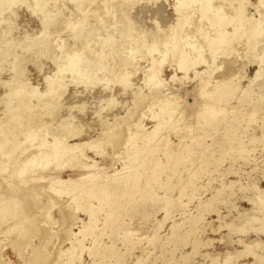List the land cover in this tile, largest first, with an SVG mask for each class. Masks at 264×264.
<instances>
[{"label":"rangeland","instance_id":"rangeland-1","mask_svg":"<svg viewBox=\"0 0 264 264\" xmlns=\"http://www.w3.org/2000/svg\"><path fill=\"white\" fill-rule=\"evenodd\" d=\"M10 1L8 2L7 0H4V2H0L2 5H4L2 7V5L0 4L3 9H0V122L4 120L2 123H0V145L1 142L3 143L4 138H8L11 133V138L13 137V134L15 135L14 130L15 132L22 133V136H19L20 134H17L14 138V140H16L15 142L19 143L17 150V145H14V148H8L7 155H3V152L1 151L2 149H0V166H2L0 167V192L2 193L0 194V221H3V223L6 222L5 224L0 222V224H2L0 225V264L1 262L2 264H264V65H262L264 64V29H262L264 28V0H246L247 2L245 3L242 2V0H206L209 3L208 6L206 5L207 2L205 0H198L199 2L195 0L196 3L190 0L191 3H186V6L184 0H177V2L176 0H120L122 3L119 0H110V3L109 0H90V2L89 0H49V2L48 0H44V2L47 1L45 3L40 0L42 1L41 3L38 1V3L40 4H37V0H28L29 2H27V0H23V3H21L22 0H14L11 2V5ZM15 1L16 3L14 4L13 2ZM32 1H34V4H32ZM118 1L121 6L117 4ZM186 1L189 2L188 0H185V2ZM7 2L9 4H6ZM24 2H26V4ZM112 2H115L117 8L114 7V3ZM202 2L206 3L205 7L207 11L204 8L206 12L204 11V9H202L204 5H201L203 7L199 5V3L201 4ZM42 3H44L45 6ZM88 3H91L92 5ZM246 3L248 5H246ZM31 4L33 6L36 4L35 7L38 6V11L37 8L35 9V7V11H33L34 9ZM177 4L179 8L177 7ZM241 4L244 5V7H242L244 8V11H246H243L244 13L241 14V16H243V19H241L243 23H238V20L236 19L235 23L237 25L235 23L231 24L230 21L234 20L236 11L238 7L241 6ZM7 5L10 6L8 7ZM41 5L44 6L43 9ZM183 6L186 7V9ZM213 6H216L215 11L224 9L221 10L224 14L217 13L220 11L215 12ZM219 7H221V9ZM40 9L46 11L40 12ZM109 9L111 10V12ZM201 9L203 10L201 16H203H200L199 18L201 12L199 10ZM213 11L215 12V16L216 14H218L217 18L213 16ZM36 12H38V14ZM81 12H83V14ZM99 12L103 14H100ZM203 12L206 14L209 13L210 15H206ZM210 12H212L213 14ZM95 13L99 14L97 15ZM194 13L196 18L198 19L192 17ZM90 14L92 16L94 14L95 16L92 17L90 16ZM104 14L106 17H102ZM180 14L182 15V17ZM188 15H190V19H187L189 18ZM220 15H223L225 17H220ZM229 15L233 16V18ZM208 16L209 18L206 19L205 17ZM212 16L214 20H218L220 18L224 22L222 23V21L220 20H218L219 22H216L215 20V22L217 23L216 24L214 20L210 18ZM183 17L187 19L189 25ZM202 18H204V20H201ZM121 19L123 21H121ZM191 19L193 20V22ZM205 19L207 21H205ZM177 20L181 22H178ZM195 20L198 21L196 22ZM244 20H247L249 23L247 22V24ZM121 22L122 24H120ZM175 22L180 25H177L176 27ZM183 22H185L187 26L183 24ZM204 23H206V25H204ZM208 23L210 24V26L212 24V26L210 27L209 25H207ZM229 23L232 26H229ZM125 24H127L128 26ZM213 24H215V26H213ZM244 24L245 26H243ZM82 26L84 28H80ZM117 26H119V28H117ZM189 26H191V28ZM233 26H235L236 29L232 28ZM239 26L244 27V29L243 27H241L243 31L240 30L241 28H238ZM123 27L128 28L125 29ZM180 27H182V29ZM201 27L205 31L210 32L206 33L201 29L200 33H193L194 30L197 31V28H199L200 30ZM75 28L76 30L74 31H78L77 33L73 32V29ZM185 28L186 30H184ZM256 28L258 30H255ZM5 29L7 30V32H5ZM77 29H80L81 31ZM82 29H84L83 32ZM170 29H173V36H170ZM233 29H238L237 31L240 33V35ZM246 29L247 33L245 31ZM98 30H100L101 32ZM130 30L132 32L131 35L133 36L127 34L128 31L130 32ZM167 30L170 32L168 33ZM180 30L183 31L180 33ZM91 31L93 33L95 31L96 32L95 34H93L91 33ZM106 31L107 34L108 32L110 33L108 34L109 37L107 34L102 35L103 33H106ZM175 31L179 32L182 36H179V33L176 34ZM187 31H189V33H187ZM225 31H227V33ZM241 31L243 32V34ZM256 31H262L263 33L257 32V34ZM135 32H137L136 34L138 35H136ZM142 32L144 34H142ZM224 32L225 34H223ZM229 33L232 38L230 35H226ZM250 33L252 34L250 35ZM261 33L262 36H260ZM78 34L80 35L84 46L87 45L85 47L89 52L85 49V47L81 43V40L78 39ZM164 34L167 36V38ZM188 34L191 36H189ZM199 34L202 35L200 36ZM220 34L221 36H219ZM71 35L74 36V40ZM84 35L89 36L85 39ZM134 35H136L137 37L135 38ZM157 35L160 36L157 37ZM213 35L214 39L212 42ZM222 35L229 37L228 40L226 37L225 39ZM90 36L92 37V39ZM103 36L104 38H101ZM128 36L134 38H127V40L126 37ZM155 36L158 38V40H160V42ZM168 36L172 37L173 41L171 38H168ZM208 36H211L209 37L210 40L208 39ZM185 37L187 38L185 39ZM188 37H190L191 39L189 43L190 45L186 43L189 42L187 41L189 40ZM218 37L220 40L216 39ZM153 38L156 39L154 40L156 42L153 41ZM162 38H166L164 39L165 41H162ZM196 38L197 40H195ZM256 38L257 40H255ZM84 39L87 41H85ZM133 39H136L138 42L140 41L139 44H142V48L139 44H137L138 42ZM176 39L181 43L178 44V42L175 41ZM183 39L186 41L185 43L182 42L184 41ZM192 39L195 40V45L193 44ZM207 39L209 41H207ZM83 40L85 41V43ZM97 40L98 42L101 40V42H99L98 44ZM110 40L113 42H110ZM141 40H143L145 44ZM125 41L128 43H126ZM86 42L88 44H86ZM105 42L106 45L108 44L107 46L105 45ZM147 42H151V45L147 44ZM171 42L172 44L170 45ZM200 42L202 43V46L200 45ZM217 42H219V44H217ZM160 43L165 44H163V46L162 44L160 45ZM167 43L172 48V52H170L171 48ZM223 43L225 47H223ZM95 44L97 45L96 47ZM101 44L103 45V47H101ZM124 44L126 46H124ZM155 44L157 45L155 46ZM158 44L159 48L161 47L162 50L161 48H156L158 47ZM192 44L194 46L190 47L192 46ZM214 44L218 47L214 46ZM80 45L83 47H81ZM88 45H91L90 47H92L97 53H95L92 48L88 47ZM166 46L168 47L169 52L167 51ZM177 46L180 47L178 48ZM97 47L98 51L97 49H95ZM174 47L175 49H173ZM78 48H80L81 50H78ZM82 48L86 52L83 51ZM192 48H195L193 49L195 51L197 50L196 52L194 51L196 54L193 52ZM213 48H215L216 50ZM221 48L223 49V52ZM250 48H252L253 50ZM91 49L93 50L92 52ZM165 49L170 55H168L167 52L164 51ZM177 49H179V51ZM173 50H175L179 56L176 55L177 53ZM183 50L185 51L183 54L188 51L186 53L188 56H186V54H181L180 51ZM250 50L251 53H249ZM61 51L64 52V54ZM255 51L258 57L257 55H255ZM83 52H85V54L81 55ZM65 53L67 54L65 55ZM75 53L78 55L80 53L81 54L78 56ZM162 53L163 57L161 56ZM197 53H200V56H198ZM260 53H262L263 56ZM96 54L101 56V58L98 56V61L96 60ZM181 56H183L184 60H186L185 58L187 57L189 61H186L190 63L192 62V64L186 63V61L181 60ZM66 57L68 60L66 59ZM73 57L77 58L75 59ZM178 57L181 58L179 59ZM193 57L198 59H195V62H193ZM170 58H173L174 60L176 59L177 62L173 59V62L168 61V59L170 60ZM70 59H72V61ZM81 59L83 61H81ZM86 59L87 61L90 59L91 62L89 61V63H87ZM158 59L160 60L157 61ZM163 59H166V61ZM66 60L69 62H67ZM74 60H76L77 64L74 63ZM153 60H156V65H154ZM79 61L82 62V64ZM182 61L184 62L183 64L185 65V67L188 68V72H186L185 70L181 71L179 69L178 64ZM196 61L198 64L196 63ZM92 62H94L93 64L96 65L94 66ZM64 63L66 64V66L64 67L65 69L63 68V71H61V67L65 65ZM73 63L76 65V67ZM78 63H80V65L82 66L80 67ZM161 63L163 64L161 65ZM195 64L197 65L194 66ZM85 65L88 66L89 70ZM188 65H192L194 69H191L190 67L192 66L189 67ZM67 67L74 68L70 69ZM79 70L82 73H80ZM258 71H260L259 75H257ZM146 74H148V76ZM145 76L147 78L150 76L148 78L149 80ZM153 76L156 78H154ZM157 80H160L159 85L161 87L158 85L157 87L155 85L156 83H159V81ZM216 80L220 82H217ZM12 82L14 85H11ZM147 82L149 84H147ZM53 83H55V87H53ZM202 83H204L205 86L208 83L209 86L207 84V88L204 90L205 87ZM50 84L53 85L50 86ZM199 85H203V89ZM154 86H156L157 91H154ZM198 86L200 87V92ZM150 87L153 93L151 92V90H149ZM231 87L232 89H230ZM222 89L223 91L221 92ZM206 90L209 91L207 96H205L207 93ZM201 91L203 93H201ZM213 91L215 93H213ZM244 91H246V93ZM10 93L13 95H11ZM38 93L40 97L37 95ZM166 93L167 95L177 97L174 102L181 101V103L183 104L182 108H180L179 111H176L178 112V115L180 117H176L177 114L175 110L166 112V110H163L160 105H157L156 101H153L157 100V97H161ZM196 93L199 94H197V97H200V99L202 98L200 94L204 95V102H200V99L194 98L196 96ZM23 94L26 98H23ZM214 94L215 96H213ZM151 95L156 96L152 97ZM149 96L153 99L151 100ZM4 97L6 101L4 100ZM193 98L196 100L194 101ZM205 98L207 99V101L205 100ZM212 99L214 101H212ZM22 100H24L27 105H25ZM152 101L153 104L155 103V106L150 103ZM182 101L185 102L183 103ZM197 101L199 102V104ZM242 101L245 103H242ZM208 103L211 105L217 103V108L218 104L222 106H220L218 112L215 108V105L213 106L214 108H212V106ZM206 105L209 107H207ZM246 105L249 106L246 107ZM8 106L9 108H7ZM198 107L201 108L199 109ZM206 108L208 112L205 111ZM208 108H211L212 111ZM23 109L26 111H24ZM34 109L36 110V112L38 111L39 114L37 113L33 115L35 111ZM155 109L158 110V113ZM198 109L201 113L198 111ZM31 110L33 112H31ZM161 110L163 111L164 115L169 113V118H167L168 115H165V119L167 118L166 120L164 118H160L163 115ZM184 110H187V112H189L190 114ZM237 110L240 112H238ZM203 112H205L206 115ZM23 113L26 114V116ZM184 113L186 115L185 117L183 115ZM214 113H216V116L214 115ZM172 114L174 116H172ZM154 115L157 117H155ZM170 116L172 117V119L170 118ZM33 118L35 120L39 119L38 121L40 123L36 121L35 123L37 124L35 125L34 122H32ZM158 118L159 120H165V122L163 121V128H159V133L157 136V138L159 137V139L155 140L156 143L155 141H153V139H149L152 142H147L146 137H135V140L132 139V141H136V144H138L137 142H139V144L136 146L135 144H132L133 142L129 137L130 132H128L130 129L129 127L131 126L132 130H136L137 128H139L150 131L154 128L156 122H158L156 121L158 120ZM27 120H30L32 123ZM136 123L139 126L135 125ZM11 125L13 126V129ZM33 126H35L34 128L36 129H34ZM37 126L40 128H37ZM140 126L143 127L140 128ZM144 126L146 127V129ZM8 127L9 129H7ZM3 128L4 131L2 130ZM42 128L44 130H40ZM34 130H37V133H35ZM41 131L43 134L41 133ZM30 132H34L35 134H32ZM41 134L46 136H41ZM56 134L63 135L70 143H87L94 139H98V141L101 143L100 147L102 149L103 147H106L105 152H107L108 154L103 153L102 155H96L92 149L84 144V158L86 159L85 162L92 164V162L96 161V168L77 167L75 166V163H72L73 161L61 159L60 156L55 159H44L43 161L37 162L28 170L27 177L30 183L27 182L25 186V182L23 183L22 180H20L21 176H17V173L15 172L19 168L18 166L20 164L23 165L19 162H22L24 158L32 151H30L31 146H33L31 147V149L36 148L38 145H40V142L37 145L35 143H38V141L42 140L45 141V139L46 142H52V139L56 138ZM18 137L20 138V140L18 139ZM180 137H184L182 139L183 143L182 141L179 143ZM138 138L140 139V141L138 140ZM29 139H33L32 142L34 144L31 143ZM126 139L127 141L129 140L130 142H132L130 143L128 141L129 146ZM141 141L144 143H142ZM23 142L26 143L23 144ZM29 142L31 143V145ZM124 143H127V146L124 145ZM181 143L183 145H181ZM28 145H30V147ZM34 145H36V147ZM23 146L24 148H26L24 149ZM149 146L150 148H147ZM130 147H133V151ZM135 147L136 149L139 147L138 151L135 150ZM168 147L169 149L167 150ZM19 148L21 149V151L18 150ZM177 148H180V151ZM25 150L28 151V154L26 153L27 151L25 152ZM134 150L139 154L141 158L140 160L142 161L140 163L141 165H137V169L133 168V170L132 168H129L131 169L129 170L128 168H125V163L126 159H128V153L129 155L131 154L129 157L135 155L136 152L134 153ZM152 151H155L154 154H152ZM164 151L165 153L167 152V155H165ZM182 152L184 155L182 154ZM147 155H150L151 157H153V159L150 157L148 158ZM17 157H19V159ZM160 157L161 159H159ZM145 158L150 160H146ZM12 159L13 161H15L13 162ZM17 160L21 161L18 162ZM130 160L131 159L129 158L128 162H130ZM145 160L147 163L144 165ZM154 164H157V166H155ZM4 166L6 167V169ZM13 168L17 169L15 170ZM151 169L152 171H150ZM156 169H158L159 171ZM11 170L14 174H12ZM134 172L138 174L137 178L140 180L136 179L137 182L131 181L130 183L134 182V184H132V187L129 188L128 194H126V190L122 188L121 184L125 180L128 181L130 179L129 177L133 176L129 174ZM148 173H151V175L149 176ZM13 176H15V179L13 178ZM4 177L5 179H7L5 180ZM16 178L21 182H19L18 180L15 181ZM37 181H40L41 184L39 183L37 185ZM70 181L73 182L74 185L83 186V190H85L86 192L85 196H87L85 198V201L82 200L85 203H82L81 200H78V203L77 201L73 202L74 205L77 204L76 206L71 204V202L73 201L71 200L72 196H68L71 195V192L66 194L67 191H72L73 188V186H69L71 183ZM19 183L22 185L19 186ZM51 183H53V187L55 186L54 188L51 187ZM31 184H33L34 187ZM254 185H256L257 188H255L256 186ZM17 186L20 188H18ZM30 187H33L35 189L32 190L33 188ZM22 188L23 190L25 189L29 192L24 191L23 195ZM29 188L31 190H29ZM36 188L39 190H37ZM55 188L60 189L59 194L58 191H56L57 189L55 190ZM53 189L57 194H54ZM49 192H51V195L49 194ZM33 193L37 194L38 196H33ZM38 193L41 195V197ZM30 194L31 196H29ZM30 197L31 199H29ZM35 197L36 200H34ZM86 199L88 200V203L91 202L90 204L92 206L88 207ZM112 200H115V202H112ZM1 202L5 203L3 204ZM35 202H39L36 203L37 206H35ZM50 203L51 205L54 203L52 205L53 207L50 205ZM42 204L45 205V208ZM79 204L81 206H79ZM86 206L88 209L92 210L90 212H87ZM39 207L41 211L38 210ZM50 207H52V209ZM83 207H85V209ZM3 208H6L5 211L3 210ZM49 208L51 209V211ZM20 209L22 212L26 210L27 212H24L22 214V212H20ZM8 210H10L11 212ZM17 210L22 216L18 214ZM112 210H114V212ZM1 211L4 212L2 213ZM45 213H50L49 215L51 217L48 218V215H45ZM6 216L10 217L8 218ZM15 216L17 219L15 218ZM43 216H47V218H43ZM1 217L3 220L1 219ZM34 218H36L37 220ZM25 219H27V221L29 222L27 223ZM49 219H51V222L49 221ZM43 221H45L46 223H44ZM48 221L50 222V224L48 223ZM18 222L19 224H17ZM39 222L42 224H40ZM83 223H87L86 227H88V229L90 230L88 231L86 229L84 231L85 233H87L86 235L84 232L78 233L82 228L81 226ZM257 223H259L261 228H258L259 225ZM46 224L52 225L49 227L51 230L48 229ZM19 225L22 226V229ZM38 226L40 227L38 228ZM66 226L67 228L69 226V228L67 229ZM92 226L94 229L91 228ZM8 228L10 231L8 230ZM16 228L17 231H15ZM55 229H57L58 231ZM91 230H93V232ZM49 232L51 233L49 234ZM52 232L54 234H52ZM45 233L48 235H46ZM69 233H78V236H75V234H73V236H71L73 239L71 238L70 240H67L70 238ZM48 239L50 240L48 241ZM71 240H76L75 248L74 245H72ZM254 243L257 245L253 246ZM3 244L5 246H3ZM2 247L4 248L3 250ZM40 247L43 248L41 249ZM44 247L46 249H44ZM42 250H46L44 251L45 253H43ZM60 251H63L64 253ZM254 252L256 254H254ZM46 255L48 256V258H46ZM63 255L65 258L61 257ZM256 256H258V258ZM259 257L261 258V260H259ZM65 260L67 262H65Z\"/></svg>","mask_w":264,"mask_h":264},{"label":"bare ground","instance_id":"bare-ground-1","mask_svg":"<svg viewBox=\"0 0 264 264\" xmlns=\"http://www.w3.org/2000/svg\"><path fill=\"white\" fill-rule=\"evenodd\" d=\"M2 1L4 2V0H2ZM2 1H0V2L2 3ZM7 1L9 2L10 0H7ZM12 1H14V0H12ZM12 1H10V5H11V2H12ZM16 1H17V0H16ZM16 1L13 2V3L15 4ZM19 1H20V0H19ZM38 1H39L40 3H41L42 1L44 2V0H42V1L37 0V4H40V3H38ZM54 1H55V0H54ZM68 1H69V0H68ZM70 1H71V0H70ZM72 1H73V0H72ZM85 1H86V0H85ZM93 1H94V0H93ZM99 1H100V0H99ZM111 1H112V0H111ZM111 1L109 0V3H110ZM115 1H116V0H115ZM119 1H120V0H119ZM119 1H118V3H117V2H116V3H117L119 6H121V4H119ZM121 1H123V0H121ZM121 1H120V2H121ZM135 1H136V0H135ZM135 1H134V2H135ZM182 1H183V0H182ZM188 1H189V2H187V1L185 2V0H184L185 6H186V3H188V4L191 3L190 0H188ZM197 1H198V0H197ZM199 1H201V0H199ZM199 1H198V2H199ZM205 1H206V0H205ZM205 1H203V2H205ZM207 1H208V0H207ZM207 1H206V2H207ZM227 1H228V0H227ZM248 1H249V0H248ZM260 1H261V0H260ZM8 2H7L6 4H9ZM27 2H29V1L27 0ZM45 2H47V1H45ZM45 2H44V3H45ZM48 2H49V0H48ZM79 2H80V1H79ZM89 2H90V0H89ZM131 2H133V1H131ZM176 2H177V0H176ZM192 2L196 3L195 0H192ZM203 2H202L201 4L199 3V5L201 6V5L203 4L204 7L201 6V7H203L202 9H204V8L206 9L205 6H206V5L208 6L209 3L207 2V4H206V3H203ZM209 2H210V1H209ZM212 2H213V1H212ZM212 2H211V3H212ZM237 2H238V1H237ZM240 2H241V1H240ZM242 2L245 3V2H247V1H246V0H244V1L242 0ZM1 3H0V4H1ZM21 3H23V0L21 1ZM24 3L26 4V2H24ZM44 3H42V4H44ZM73 3H74V2H73ZM73 3H72V4H73ZM77 3H78V1H77ZM92 3H93V2H92ZM112 3H114V7L117 8V6L115 5V2H112ZM121 3H122V2H121ZM184 3H183V5H184ZM227 3H228V2H227ZM231 3H232V2H231ZM3 4H5V3H3ZM32 4H34V1H32ZM32 4H31V5H32ZM66 4H67V3H66ZM85 4H86V3H85ZM88 4H91V3H88ZM95 4H96V3H95ZM100 4H101V2H100ZM124 4H125V3H124ZM130 4H132V3H130ZM174 4H175V3H174ZM180 4H181V3H180ZM205 4H206V5H205ZM1 5H2V4H1ZM10 5H7V6L9 7ZM12 5H13V4H12ZM35 5H36V4H35ZM35 5H34V6L32 5V6H33V9H34ZM46 5H47V4H46ZM69 5H71V4H69ZM80 5H81V4H80ZM80 5H79V6H80ZM91 5H92V4H91ZM91 5H90V6H91ZM126 5H127V4H126ZM192 5H193V4H192ZM194 5H195V4H194ZM212 5H214V4H212ZM246 5H248V4L246 3ZM246 5H245V6H246ZM258 5H259V4H258ZM3 6H4V5H2V7H3ZM5 6H6V5H5ZM41 6H42V5H41ZM41 6H40V8H41ZM44 6H45V4H44ZM44 6H42V9H43ZM47 6H48V5H47ZM53 6H54V5H53ZM55 6H56V5H55ZM66 6H67V5H66ZM93 6H95V5H93ZM93 6H92V7H93ZM99 6H100V5H99ZM104 6H105V5H104ZM109 6H110V5H109ZM127 6H128V5H127ZM188 6H189V5H188ZM196 6H197V5H196ZM196 6H194V7H196ZM218 6H219V5H218ZM218 6H217V7H218ZM242 6L244 7V5L241 4V6H239L238 9L235 8V9H237V11L235 10V11H236V14H235L236 16H234V17H235V18H234L235 21H234V20H231V18H230V20H231V21H230L231 24H232V23H235V22H236V19L238 20V23H239V22H240V24H241V22L243 23V21L241 20V19H243V16H241V14L244 13V12H246V11H244V8H243ZM0 7H1V6H0ZM2 7H1L0 9H2ZM27 7H30V6H27ZM37 7H38V6H36L35 9H36ZM61 7H62V6H61ZM69 7H70V6H69ZM69 7H68V8H69ZM75 7H76V6H75ZM87 7H88V6H87ZM105 7H106V6H105ZM177 7L179 8L178 4H177ZM183 7H184V6H183ZM189 7H190V6H189ZM210 7H212V6H210ZM213 7H214V6H213ZM215 7H216V6H215ZM215 7H214V11H215ZM5 8H6V7H5ZM45 8H46V7H45ZM45 8H44V9H45ZM52 8H53V7H52ZM66 8H67V7H66ZM79 8H81V7H79ZM84 8H85V7H84ZM89 8H90V7H89ZM93 8H94V7H93ZM96 8H97V7H96ZM108 8H109V7H108ZM118 8H119V7H118ZM181 8H182V7H181ZM181 8H180V11H181ZM184 8L186 9V7H184ZM207 8H208V7H207ZM219 8L221 9V7H219ZM254 8H255V7H254ZM6 9H7V8H6ZM10 9H11V8H10ZM30 9H31V8H30ZM35 9H34L33 11H35ZM42 9H40V12H41V11H42V12L46 11V10L43 11ZM111 9H112V7H111ZM119 9H120V8H119ZM187 9H188V8H187ZM193 9H195V8H193ZM202 9L199 10V11H201V12H200V15H199V18H200L201 14H202V11H203ZM205 9H204V11H205ZM209 9H210V8H209ZM209 9H208V10H209ZM2 10H3V9H2ZM4 10H5V9H4ZM57 10H58V9H57ZM62 10H63V9H62ZM73 10H74V9H73ZM97 10H98V9H97ZM101 10H102V9H101ZM103 10H104V9H103ZM109 10H110V9H109ZM177 10H178V9H177ZM197 10H198V9H197ZM221 10H224V9H221ZM221 10H217V11H220V12H217V11H215V12H217L218 14H220V13H221V14H224V13H222ZM228 10H229V9H228ZM37 11H38V8H37ZM52 11H53V10H52ZM70 11H71V10H70ZM83 11H84V10H83ZM90 11H91V9H90ZM115 11H116V10H115ZM121 11H122V10H121ZM180 11H179V12H180ZM182 11H183V10H182ZM185 11H187V10H185ZM206 11H207V9H206ZM206 11H205V12H206ZM209 11H210V10H209ZM209 11H208V12H209ZM214 11H213L214 14H213L212 12H210V13L213 14V16H215V12H214ZM235 11H234V12H235ZM243 11H244V12H243ZM1 12H2V11H1ZM48 12H49V11H48ZM87 12H88V10H87ZM94 12H95V10H94ZM102 12H104V11H102ZM106 12H107V11H106ZM110 12H111V10H110ZM118 12H119V11H118ZM176 12H177V11H176ZM31 13H32V12H31ZM36 13L38 14V12H36ZM50 13H51V12H50ZM64 13H65V12H64ZM81 13L83 14V12H81ZM85 13H86V11H85ZM99 13H100V14H103V13H101V12H99ZM99 13H95V14L98 15ZM182 13H183V12H182ZM184 13H185V12H184ZM197 13H198V12H197ZM203 13H204V12H203ZM258 13H259V12H258ZM107 14H108V13H107ZM204 14H206V13H204ZM208 14H209V13H208ZM208 14H206V15H208ZM212 14H211V15H212ZM218 14H216V16H215L216 18H217V15H218ZM231 14H232V13H231ZM44 15H47V14H44ZM62 15H63V14H62ZM69 15H70V14H69ZM85 15H86V14H85ZM178 15H179V13H178ZM180 15H181V14H180ZM193 15H194V16H193ZM193 15H192V17H195V18H196L195 13H194ZM206 15H204V16H206ZM209 15H210V14H209ZM225 15H226V14H225ZM244 15H245V14H244ZM248 15H249V14H248ZM250 15H251V13H250ZM64 16H65V15H64ZM71 16H72V15H71ZM90 16H92V15L90 14ZM93 16H95V15L93 14ZM93 16H92V17H93ZM101 16H102V15H101ZM104 16H105V14H104L102 17H104ZM202 16H203V15H202ZM202 16H201V17H202ZM213 16L210 17V18L213 19ZM221 16H223V15H220V17H221ZM229 16H231V15H229ZM258 16H259V14H258ZM263 16H264V15H263ZM74 17H75V16H74ZM105 17H106V16H105ZM122 17H123V16H122ZM181 17H182V15H181ZM185 17H186V16H185ZM185 17H183V18H184V20H186V22H187V19H190V15H188L189 18L186 17L187 19H186ZM223 17H225V16H223ZM227 17H228V16H227ZM231 17L233 18V16H231ZM241 17H242V18H241ZM244 17H245V16H244ZM53 18H54V17H53ZM72 18H73V17H72ZM85 18H86V17H85ZM87 18H88V16H87ZM205 18L208 19L209 16H208V17H205ZM246 18H247V17H246ZM248 18H249V17H248ZM0 19H1V18H0ZM77 19H78V18H77ZM83 19H84V18H83ZM116 19H117V18H116ZM176 19H177V18H176ZM193 19H194V18H193ZM196 19H198V18H196ZM206 19H205V21H207ZM212 19H211V20H212ZM40 20H42V19H40ZM64 20H66V19H64ZM71 20H72V19H71ZM75 20H76V18H75ZM79 20H80V19H79ZM79 20H77V21H79ZM88 20H89V19H88ZM106 20H107V19H106ZM114 20H115V19H114ZM118 20H119V19H118ZM181 20H183V19H181ZM191 20H192V19H191ZM191 20H189V21H191ZM201 20H204V18H202ZM211 20H208V21H211ZM213 20H214V19H213ZM213 20H212V21H213ZM215 20H216V19H215ZM215 20H214V22H215ZM218 20L222 21V19H220V18H219ZM218 20H216V22H217ZM223 20H224V19H223ZM225 20H226V18H225ZM261 20H262V19H261ZM51 21H52V19H51ZM60 21H61V20H60ZM67 21H68V20H67ZM72 21H73V20H72ZM85 21H86V20H85ZM85 21H84V22H85ZM98 21H99V20H98ZM121 21H123V20L121 19ZM177 21H178V20H177ZM177 21H176V22H177ZM195 21H196V20H195ZM197 21H198V20H197ZM197 21H196V22H197ZM199 21H200V20H199ZM228 21H229V20H228ZM244 21H246V23L248 22L247 20H244ZM46 22H47V20H46ZM55 22H56V21H55ZM73 22H74V21H73ZM81 22H83V21H81ZM104 22H105V21H104ZM119 22H120V21H119ZM119 22H117V23H119ZM125 22H126V20H125ZM176 22H175V23H176ZM178 22H181V21H178ZM178 22H177V23H178ZM192 22H193V20H192ZM200 22H201V21H200ZM216 22H215V23H216ZM218 22H219V21H218ZM223 22H224V21H222V23H223ZM226 22H227V21H226ZM226 22H225V23H226ZM0 23H1V22H0ZM74 23H75V22H74ZM92 23H93V22H92ZM106 23H107V22H106ZM115 23H116V22H115ZM177 23H176V27H177V25H178ZM188 23H189V22H187V24H188ZM190 23H191V22H190ZM211 23H212V22H211ZM227 23H228V22H227ZM246 23H245V24H246ZM248 23H249V22H248ZM248 23H247V24H248ZM256 23H257V22H256ZM3 24H4V23H3ZM42 24H43V23H42ZM51 24H52V23H51ZM68 24H69V23H68ZM83 24H84V23H83ZM100 24H101V23H100ZM108 24H109V23H108ZM120 24H122V22H121ZM183 24H185V22H183ZM183 24H182V25H183ZM193 24H195V23H193ZM216 24H217V23H216ZM231 24L229 23V26H230ZM235 24H236V23H235ZM245 24H244L243 26H245ZM8 25H9V24H8ZM72 25H74V24H72ZM115 25H116V24H115ZM125 25H127V24H125ZM125 25H124V26H125ZM174 25H175V24H174ZM179 25H180V24H179ZM179 25H178V26H179ZM185 25H186V24H185ZM185 25H184V26H185ZM188 25H189V24H188ZM190 25H191V24H190ZM198 25H199V23H198ZM201 25H202V24H201ZM204 25H206V23H204ZM207 25L210 26L209 23H208ZM236 25H237V24H236ZM46 26H47V25H46ZM64 26H66V25H64ZM80 26H81V25H80ZM102 26H103V25H102ZM127 26H128V25H127ZM186 26H187V25H186ZM194 26H195V25H194ZM194 26H193V28H194ZM196 26H197V25H196ZM202 26H203V25H202ZM211 26H212V24H211ZM211 26H210V27H211ZM213 26H215V24H213ZM219 26H220V24H219ZM223 26H225V25H223ZM227 26H228V25H227ZM231 26H232V25H231ZM243 26H239L238 28H241V27H243ZM257 26H258V25H257ZM73 27H74V26H73ZM73 27H72V28H73ZM75 27H76V26H75ZM85 27H86V25H85ZM182 27H183V26H182ZM182 27H180V28L182 29ZM189 27L191 28V26H189ZM197 27H198V26H197ZM199 27H200V26H199ZM253 27H254V26H253ZM263 27H264V26H263ZM68 28H69V27H68ZM80 28H84V27L82 26V27H80ZM88 28H89V27H88ZM117 28H119V26H117ZM120 28H121V27H120ZM123 28H125V27H123ZM127 28H128V27H126L125 29H127ZM130 28H131V27H130ZM159 28H160V27H159ZM172 28H173V25H172ZM180 28H179V29H180ZM186 28H187V27H186ZM186 28H185L184 30H186ZM193 28H192V30H193ZM195 28H196V27H195ZM206 28H207V27H206ZM223 28H224V27H223ZM232 28H235V26H233ZM9 29H10V28H9ZM91 29H92V28H91ZM176 29H177V28H176ZM179 29H178V30H179ZM201 29H202V27L200 28V30H199V28H197V31H199V32H197V31H195V30H194V32H193V31H191V32H193V33H195V32H196V33H200ZM207 29H208V28H207ZM207 29H206V30H207ZM235 29H236V28H235ZM243 29H244V27H243ZM250 29H251V28H250ZM259 29H260V27H259ZM262 29H264V28H262ZM41 30H42V29H41ZM74 30H76V28L73 29V32H75ZM77 30H80V29H77ZM83 30H84V29H82V32H83ZM95 30H96V29H95ZM118 30H119V29H118ZM122 30H123V29H122ZM128 30H129V29H128ZM159 30H160V29H159ZM170 30H171V29H170ZM172 30H173V29H172ZM172 30H171V34H170V36H171V35L173 36V34H172ZM178 30H177V31H178ZM202 30H204V29H202ZM233 30H234V29H233ZM237 30H238V29H237ZM237 30H234V31H235V32H238ZM240 30H242V28H241ZM255 30H258V29L256 28ZM57 31H58V30H57ZM71 31H72V29H71ZM80 31H81V30H80ZM85 31H86V30H85ZM98 31H100V30H98ZM136 31H137V29H136ZM167 31H168V30H167ZM177 31H175L176 34L179 33V32H177ZM182 31H183V30H182ZM182 31L180 30V33H181ZM189 31H190V29H189ZM189 31H187V33H189ZM204 31H205V30H204ZM242 31H243V30H242ZM242 31H241V32H242ZM245 31H246V33H247V29H246ZM251 31H252V30H251ZM5 32H7L6 29H5ZM77 32H78V31H77ZM77 32H75V33H77ZM95 32H96V31H95ZM95 32L93 33V32L91 31V33H93V34H95ZM100 32H101V31H100ZM128 32H129V31H128ZM128 32H127V34H128V35H131V33H132L131 30H130L129 33H128ZM169 32H170V31H168V33H169ZM173 32H174V31H173ZM184 32H186V31H184ZM191 32H190V34H191ZM205 32H206V33H209L210 31H209V32H208V31H205ZM222 32H223V31H222ZM225 32L227 33V31H225ZM225 32H224L223 34H225ZM235 32H233V33H235ZM257 32H262V31H256V33H257ZM2 33H3V31H2ZM42 33H43V32H42ZM44 33H45V32H44ZM70 33H71V32H70ZM84 33H85V32H84ZM97 33H99V32H97ZM111 33H112V32H111ZM136 33H137V32H135V34H136ZM168 33H167V35H168ZM180 33H179V34H180ZM193 33H192V34H193ZM196 33H195V34H196ZM256 33H254V34H256ZM262 33H263V32H262ZM262 33H261V35H260V34H259V35L262 36ZM54 34H55V33H54ZM86 34H87V33H86ZM93 34H92V35H93ZM101 34H102V33H101ZM105 34H107V31H106V33H103L102 35H105ZM108 34H110V33L108 32ZM108 34H107V35H108ZM133 34H134V31H133ZM142 34H144V33L142 32ZM176 34H175V35H176ZM184 34H185V33H184ZM184 34H183V35H184ZM231 34H232V33H231ZM236 34H237V33H236ZM238 34L240 35L239 32H238ZM238 34H237V36H238ZM242 34H243V32H242ZM251 34H252V33H250V35H251ZM257 34H258V33H257ZM10 35H11V34H10ZM73 35H75V34H73ZM78 35H79V34H78ZM90 35H91V34H90ZM107 35H106V37H107ZM119 35H120V34H119ZM121 35H122V34H121ZM124 35H125V34H124ZM136 35H138V34H136ZM136 35H134L135 38L137 37ZM161 35H162V34H161ZM164 35H165V34H164ZM185 35H186V34H185ZM188 35H189V34H188ZM199 35L201 36L202 34H199ZM204 35H205V34H204ZM214 35H215V34H214ZM214 35H213V38H212V42H213V39H214ZM226 35H230V33H229V34H226ZM250 35H249V36H250ZM42 36H43V35H42ZM58 36H59V35H58ZM71 36H72V35H71ZM84 36H85V39H86V38H88L89 35H88V36L84 35ZM110 36H111V35H110ZM112 36H113V35H112ZM131 36H133V35H131ZM158 36H160V35H157V37H158ZM179 36H182V35L180 34ZM189 36H191V35H189ZM200 36H199V37H200ZM205 36H206V35H205ZM219 36H221V34H220ZM222 36H223L224 38L226 37V36H224V35H222ZM230 36H231V35H230ZM233 36H236V35H233ZM243 36H244V35H243ZM243 36H242V37H243ZM257 36H258V35H257ZM32 37H33V35H32ZM72 37H73V40H74V36H72ZM78 37H79L78 39L81 40L80 35H79ZM90 37H91V36H90ZM90 37H89V39H90ZM95 37H96V36H95ZM108 37H109V35H108ZM142 37H143V36H142ZM145 37H146V36H145ZM155 37H156V36H155ZM157 37H156V38H157ZM165 37L167 38L166 35H165ZM195 37H196V36H195ZM203 37H204V36H203ZM209 37H211V36H208V39H209ZM223 37H221V38H223ZM238 37H239V36H238ZM255 37H256V36H255ZM258 37H259V36H258ZM93 38H94V37H93ZM101 38H104V36L101 37ZM110 38H111V37H110ZM110 38H107V39H110ZM127 38H131V37L128 36V37H126V39H127ZM132 38H134V37H132ZM132 38H131V39H132ZM140 38H141V37H140ZM143 38H144V37H143ZM147 38H148V37H147ZM147 38H146V39H147ZM166 38H162V41H165L164 39H166ZM168 38H171V39H172V37H169V36H168ZM173 38H174V37H173ZM175 38H176V36H175ZM179 38H180V37H179ZM183 38H184V37H183ZM186 38H187V37H185V39H186ZM188 38H189V40H187V41H189V42H186L184 39H183L184 41H182V42H183V43L186 42V43H188V45H190L189 43H190L191 39H190V37H188ZM191 38H192V37H191ZM193 38H194V37H193ZM226 38H227V40H228L229 37H226ZM226 38H225V39H226ZM231 38H232V36H231ZM7 39H8V38H7ZM21 39H22V38H21ZM82 39H83V37H82ZM85 39H84V40H85ZM91 39H92V37H91ZM91 39H90V41H91ZM107 39H106V40H107ZM123 39H124V38H123ZM141 39H142V38H141ZM148 39H149V38H148ZM151 39H152V37H151ZM171 39H170V40H171ZM181 39H182V38H181ZM208 39H207V41L210 40V39H209V40H208ZM216 39H219V37L216 38ZM250 39H251V38H250ZM75 40H77V39H75ZM84 40H83V41H84ZM104 40H105V39H104ZM111 40H112V39H111ZM111 40H110V42H113V41H111ZM124 40H125V39H124ZM127 40H128V39H127ZM133 40H136V39H133ZM138 40H139V39H138ZM149 40H150V39H149ZM154 40H156V39L153 38V41H154ZM157 40H158V38H157ZM167 40H168V39H167ZM167 40H166V41H167ZM170 40H169V41H170ZM179 40H180V39H179ZM192 40H193V39H192ZM195 40H197V38H196ZM195 40H193V44H194V45H195V43H196V42L194 43ZM203 40H204V39H203ZM219 40H220V39H219ZM221 40H223V39H221ZM229 40H230V39H229ZM245 40H247V39H245ZM253 40H254V39H253ZM255 40H257V38H256ZM258 40H259V38H258ZM85 41H87V40H85ZM85 41H84V43H85ZM95 41H96V40H95ZM115 41H116V40H115ZM120 41H121V40H120ZM136 41H137V40H136ZM136 41H135V42H136ZM141 41H143V40H141ZM158 41L160 42V40H158ZM158 41H157V42H158ZM172 41H173V39H172ZM175 41H177V39H176ZM180 41H181V40H180ZM198 41H199V38H198ZM198 41H197V42H198ZM75 42H76V41H75ZM97 42H98V40H97ZM99 42H101V40H100ZM99 42H98V44H99ZM107 42H108V41H107ZM110 42H109V43H110ZM122 42H123V41H122ZM125 42H126V41H125ZM125 42H124V43H125ZM129 42H130V41H129ZM137 42H138V41H137ZM139 42H140V41H139ZM139 42H138L137 44H139ZM154 42H156V41H154ZM167 42H168V41H167ZM177 42H178V44L181 43V42H179V41H177ZM210 42H211V41H210ZM238 42H239V41H238ZM245 42H246V41H245ZM257 42H258V41H257ZM257 42H256V43H257ZM259 42H260V40H259ZM0 43H1V42H0ZM3 43H4V42H3ZM67 43H68V42H67ZM81 43H82V40H81ZM81 43H80V44H81ZM92 43H93V42H92ZM92 43H91V44H92ZM118 43H119V42H118ZM126 43H128V42H126ZM143 43H144V41H143ZM150 43H151V42H150ZM150 43L147 42V44L151 45ZM168 43H169V42H168ZM168 43H167V44H168ZM200 43H201V42H200ZM205 43H206V42H205ZM208 43H209V42H208ZM220 43H221V42H220ZM226 43H227V42H226ZM249 43H251V42H249ZM15 44H16V43H15ZM51 44H52V43H51ZM82 44H83V43H82ZM86 44H88V43L86 42ZM96 44H97V43H96ZM96 44H95V47L97 46ZM135 44H136V43H135ZM144 44H145V43H144ZM144 44H143V46H144ZM147 44H146V45H147ZM161 44L163 45V44H165V43H160V45H161ZM171 44H172V42L170 43V45H171ZM193 44H192V46H190V47H193V46H194ZM198 44H199V43H198ZM209 44H210V43H209ZM217 44H219V42H217ZM101 45H102V44H101ZM101 45H100V46H101ZM105 45H106V42H105ZM107 45H108V44H107ZM107 45H106V46H107ZM139 45H140V44H139ZM153 45H154V44H153ZM153 45H152V48H153ZM156 45H157V44H155V46H156ZM173 45H175V44H173ZM173 45H172V46H173ZM176 45H177V44H176ZM182 45H183V44H182ZM200 45L202 46V43H201ZM200 45H198V46H200ZM211 45H212V44H211ZM251 45H253V44H251ZM257 45H258V44H257ZM80 46H81V45H80ZM83 46H84V44H83ZM83 46H81V47H83ZM85 46H87V45H85ZM85 46H84V47H85ZM90 46H91V45H90ZM90 46L88 45V47H90ZM100 46H99V48H100ZM124 46H126V45L124 44ZM127 46H128V45H127ZM137 46H138V45H137ZM163 46H164V45H163ZM168 46H169V44H168ZM198 46H197V47H198ZM207 46H208V45H207ZM214 46L218 47V46L215 45V44H214ZM227 46H228V45H227ZM234 46H235V45H234ZM259 46H260V45H259ZM101 47H103V45H102ZM104 47H105V46H104ZM116 47H117V46H116ZM122 47H123V46H122ZM140 47L142 48V44L140 45ZM147 47H148V46H147ZM169 47H170V46H169ZM177 47H178V46H177ZM179 47H180V46H179ZM179 47H178V48H179ZM182 47H183V46H182ZM182 47H181V49H182ZM212 47H213V46H212ZM220 47H221V46H220ZM223 47H225L224 43H223ZM223 47H222V48H223ZM249 47H251V46H249ZM255 47H258V46H255ZM10 48H11V47H10ZM23 48H24V47H23ZM75 48H76V47H75ZM90 48H92V47H90ZM143 48H145V47H143ZM150 48H151V47H150ZM150 48H149V49H150ZM152 48H151V49H152ZM156 48H159V44H158V47H156ZM160 48H161V47H160ZM160 48H159V49H160ZM164 48H165V47H164ZM166 48H167V51H168V47H167V46H166ZM170 48H171V47H170ZM170 48H169V50H170ZM188 48H189V47H188ZM200 48H201V47H200ZM200 48H199V49H200ZM222 48H221V49H222ZM0 49H1V48H0ZM5 49H6V48H5ZM19 49H20V48H19ZM65 49H66V48H65ZM79 49H80V48H78V50H79ZM82 49H83V48H82ZM85 49H86V47H85ZM88 49H89V48H88ZM92 49H93V48H92ZM92 49H91V52L94 50V49H93V50H92ZM95 49H97V51H98V47L95 48ZM103 49H104V48H103ZM123 49H124V48H123ZM139 49H140V48H139ZM151 49H150V50H151ZM173 49H175V47H174ZM193 49H195V48H192V50H193ZM196 49H197V48H196ZM199 49H198V51H199ZM213 49H215V48H213ZM243 49H244V48H243ZM250 49H252V48H250ZM78 50H77V51H78ZM80 50H81V49H80ZM86 50H87V49H86ZM153 50H154V49H153ZM157 50H158V49H157ZM157 50H156V52H157ZM161 50H162V48H161ZM177 50L179 51V49H177ZM215 50H216V49H215ZM217 50H220V49H217ZM229 50H230V49H229ZM252 50H253V49H252ZM257 50H258V49H257ZM257 50H256V51H257ZM0 51H1V50H0ZM6 51H7V50H6ZM8 51H9V50H8ZM11 51H13V50H11ZM83 51H85V50L83 49ZM87 51H88V50H87ZM105 51H106V50H105ZM108 51H109V50H108ZM108 51H107V52H108ZM111 51H112V50H111ZM113 51H114V50H113ZM120 51H121V50H120ZM128 51H129V50H128ZM146 51H147V50H146ZM154 51H155V50H154ZM164 51H166V49H165ZM167 51H166V52H167ZM173 51L176 52L175 50H173ZM194 51H195V50H193V52H194ZM196 51H197V50H196ZM196 51H195V52H196ZM201 51H202V50H201ZM256 51H255V55H257ZM61 52H62V51H61ZM66 52H68V51H66ZM85 52H86V51H85ZM85 52H83L82 54L80 53V54H81V55H84ZM88 52H89V51H88ZM94 52H95V50H94ZM133 52H134V51H133ZM142 52H143V51H142ZM160 52H161V51H160ZM168 52H169V51H168ZM168 52H167V54L170 55ZM170 52H172V48H171V51H170ZM180 52H181V54H183L185 51L183 50V51H180ZM180 52H179V53H180ZM187 52H188V51H186V53H187ZM195 52H194V53H195ZM222 52H223V49H222ZM243 52H244V51H243ZM13 53H14V52H13ZM15 53H16V52H15ZM62 53L64 54V52H62ZM62 53H61V54H62ZM69 53H70V52H69ZM78 53H79V52H78ZM95 53H97V52H95ZM95 53H94V54H95ZM127 53H128V52H127ZM164 53H165V52H164ZM176 53H177V52H176ZM186 53H185V54H186ZM203 53H204V52H203ZM212 53H213V52H212ZM218 53H219V52H218ZM230 53H231V52H230ZM234 53H235V52H234ZM239 53H240V52H239ZM249 53H251V50L249 51ZM263 53H264V52H263ZM63 54H62V55H63ZM66 54H67V53H65V55H66ZM75 54H76V53H75ZM80 54H79V55H80ZM94 54H93V55H94ZM99 54H100V53H99ZM121 54H122V53H121ZM148 54H149V53H148ZM173 54H174V53H173ZM173 54H172V55H173ZM185 54H183V55H185ZM188 54H190V53H188ZM191 54H192V52H191ZM195 54H196V53H195ZM197 54H198V53H197ZM199 54H200V53H199ZM199 54H198V56H200ZM236 54H237V53H236ZM236 54H235V55H236ZM246 54H247V53H246ZM252 54H253V53H252ZM260 54L262 55V53H260ZM2 55H3V54H2ZM70 55H71V54H70ZM76 55H78V54H76ZM79 55H78V56H79ZM96 55H97V54H96ZM100 55H101V54H100ZM109 55H110V54H109ZM109 55H108V56H109ZM143 55H144V54H143ZM154 55H155V54H154ZM164 55H166V54H164ZM168 55H166V56H168ZM176 55H178V53H177ZM193 55H194V54H193ZM223 55H224V54H223ZM261 55H260V57H261ZM263 55H264V54H263ZM263 55H262V56H263ZM63 56H64V55H63ZM98 56H99V55H97L96 60L98 59ZM104 56H105V55H104ZM124 56H125V54H124ZM161 56L163 57V53H162ZM174 56H175V55H174ZM178 56H179V55H178ZM186 56H188V55L186 54ZM1 57H2V56H1ZM67 57H68V55H67ZM67 57H66V59H67ZM80 57H81V56H80ZM83 57H84V56H83ZM86 57H87V56H86ZM89 57H90V55H89ZM99 57L101 58V56H99ZM120 57H121V56H120ZM164 57H165V56H164ZM171 57H173V56H171ZM175 57H176V56H175ZM181 57H182L181 60H184V59H183V56H181ZM181 57H178V58L180 59ZM190 57H191V55H190ZM196 57H197V55H196ZM257 57H258V55H257ZM260 57H259V58H260ZM2 58H3V57H2ZM64 58H65V57H64ZM70 58H71V57H70ZM73 58L76 59L77 57H73ZM93 58H94V57H93ZM113 58H114V57H113ZM121 58H122V57H121ZM124 58H125V57H124ZM152 58H153V57H152ZM167 58H168V57H167ZM167 58H166V59H167ZM178 58H177V59H178ZM193 58H194V57H193ZM193 58H191V59H193ZM199 58H200V57H199ZM226 58H227V57H226ZM228 58H229V56H228ZM79 59H80V58H79ZM91 59H92V58H91ZM103 59H104V58H103ZM109 59H110V58H109ZM111 59H112V58H111ZM119 59H120V58H119ZM156 59H157V58H156ZM166 59H163V60L166 61ZM172 59H173V58H170V60L168 59V61H172ZM185 59H186L187 61H189L187 57H186ZM195 59H196V58H194V61H193V62H195ZM197 59H198V58H197ZM197 59H196V60H197ZM202 59H203V58H202ZM202 59H201V60H202ZM204 59H207V58H204ZM209 59H210V58H209ZM209 59H208V60H209ZM262 59H263V58H262ZM59 60H60V59H59ZM67 60H68V59H67ZM67 60H66V61H67ZM70 60L72 61V59H70ZM96 60H95V62H96ZM99 60H100V59H99ZM120 60H121V59H120ZM159 60H160V59H158L157 61H159ZM163 60H162V61H163ZM173 60H174V59H173ZM186 60H184V61H186ZM0 61H1V59H0ZM55 61H56V60H55ZM64 61H65V60H64ZM74 61H75L74 63H76V60H74ZM77 61H78V60H77ZM81 61H83V60L81 59ZM86 61H87V59H86ZM89 61H90V59L87 61V63H89ZM93 61H94V60H93ZM97 61H98V60H97ZM102 61H104V60H102ZM118 61H119V60H118ZM132 61H133V60H132ZM153 61H154V65H156V64H157V63H156V60H153ZM174 61H176V59H175ZM187 61H186V63H190V62H187ZM190 61H191V60H190ZM203 61H204V60H203ZM60 62H61V61H60ZM62 62H63V61H62ZM67 62H69V61H67ZM79 62H80V61H79ZM84 62H85V61H84ZM90 62H91V61H90ZM99 62H100V61H99ZM172 62H173V61H172ZM176 62H177V61H176ZM260 62H261V60H260ZM260 62H259V65H260ZM74 63H73V64H74ZM80 63L82 64V62H80ZM80 63H78V64H79V66L81 67L82 65H80ZM93 63H94V62H92V64H93ZM104 63H105V62H104ZM120 63H121V62H120ZM120 63H119V64H120ZM155 63H156V64H155ZM159 63H160V62H159ZM183 63H184V62L182 61L181 63L178 64L179 69H180L181 71L185 70L186 72H188V68L185 67V65H184ZM186 63H185V64H186ZM196 63H197V61H196ZM59 64H60V63H59ZM64 64H65V63H64ZM76 64H77V63H76ZM84 64H85V63H84ZM92 64H91V65H92ZM97 64H98V63H97ZM124 64H125V63H124ZM162 64H163V63H161V65H162ZM190 64H192V62H191ZM197 64H198V63H197ZM197 64H195L194 66H196ZM204 64H205V63H204ZM206 64H207V62H206ZM67 65H68V63H67ZM71 65H72V64H71ZM71 65H70V67H71ZM74 65H75V64H74ZM93 65H94V64H93ZM95 65H96V64H95ZM95 65H94V66H95ZM99 65H100V64H99ZM108 65H109V64H108ZM113 65H114V64H113ZM121 65H122V64H121ZM121 65H120V66H121ZM126 65H127V64H126ZM200 65H201V64H200ZM210 65H211V64H210ZM213 65H214V64H213ZM262 65H264V64H262ZM65 66H66V64H65L64 66H62V67H61L62 70H61V69H60V70L63 71V68H64ZM79 66H78V67H79ZM85 66H87V65H85ZM89 66H90V65H89ZM103 66H104V65H103ZM123 66H124V65H123ZM158 66H159V64H158ZM188 66H189V65H188ZM190 66H192V65H190ZM190 66H189V67H190ZM59 67H60V65H59ZM70 67H67V68H70ZM75 67H76V65H75ZM78 67H77V68H78ZM90 67H91V66H90ZM97 67H99V66H97ZM97 67H96V69H97ZM107 67H108V66H107ZM163 67H164V66H163ZM178 67H177V68H178ZM72 68H74V67H72ZM72 68H70V69H72ZM190 68L192 69L193 66L190 67ZM64 69H65V68H64ZM84 69H85V68H84ZM87 69H88V66H87ZM93 69H94V68H93ZM93 69H92V70H93ZM161 69H162V68H161ZM179 69H178V70H179ZM193 69H194V68H193ZM222 69H223V68H222ZM80 70H82V69H80ZM80 70H79V72H80ZM88 70H89V69H88ZM94 70H95V69H94ZM101 70H102V69H101ZM104 70H105V69H104ZM189 70H190V69H189ZM218 70H219V69H218ZM66 71H67V70H66ZM66 71H65V72H66ZM69 71H71V70H69ZM77 71H78V70H77ZM84 71H85V70H84ZM96 71H97V70H96ZM145 71H148V70H145ZM145 71H144V72H145ZM152 71H153V70H152ZM155 71H156V70H155ZM159 71H160V70H159ZM185 71H184V72H185ZM58 72H60V71H58ZM72 72H73V71H72ZM86 72H87V71H86ZM88 72H90V71H88ZM97 72H98V71H97ZM102 72H103V71H102ZM128 72H129V71H128ZM156 72H157V71H156ZM160 72H161V71H160ZM193 72H194V71H193ZM80 73H82V72H80ZM83 73H84V72H83ZM92 73H93V72H92ZM99 73H100V72H99ZM146 73H147V72H146ZM149 73H150V72H149ZM76 74H77V73H76ZM89 74H90V73H89ZM93 74H94V73H93ZM122 74H123V73H122ZM124 74H125V73H124ZM135 74H136V73H135ZM143 74H144V73H143ZM150 74H151V73H150ZM186 74H187V73H186ZM207 74H208V73H207ZM207 74H206V75H207ZM259 74H260V71L257 72V75H259ZM56 75H57V73H56ZM59 75H60V73H59ZM82 75H83V74H82ZM91 75H92V74H91ZM97 75H98V73H97ZM146 75L148 76V74H146ZM151 75H152V74H151ZM157 75H159V74H157ZM92 76H93V75H92ZM155 76H156V75H155ZM196 76H197V75H196ZM202 76H203V75H202ZM47 77H48V76H47ZM83 77H84V76H83ZM145 77H146V76H145ZM149 77H150V76H149ZM149 77H148V78H149ZM151 77H152V76H151ZM153 77H154V76H153ZM157 77H158V76H157ZM48 78H49V77H48ZM69 78H70V77H69ZM96 78H97V77H96ZM100 78H101V77H100ZM102 78H103V77H102ZM127 78H128V77H127ZM146 78H147V77H146ZM148 78H147V79H148ZM154 78H156V77H154ZM173 78H174V77H173ZM19 79H20V78H19ZM150 79H151V78H150ZM174 79H175V78H174ZM176 79H177V78H176ZM206 79H207V78H206ZM52 80H53V79H52ZM126 80H127V79H126ZM148 80H149V79H148ZM148 80H147V81H148ZM152 80H153V78H152ZM152 80H151V81H152ZM155 80H156V79H155ZM155 80H154V83H155ZM170 80H171V79H170ZM208 80H209V79H208ZM47 81H48V80H47ZM57 81H58V80H57ZM61 81H62V80H61ZM151 81H150V82H151ZM157 81H159V83H158V84L156 83L155 85H156V86H157V85L160 86V85H159V84H160V80H157ZM203 81H204V80H203ZM216 81H217V80H216ZM224 81H225V80H224ZM15 82H16V80H15ZM122 82H123V81H122ZM148 82H149V81H148ZM148 82H147V84H149ZM217 82H220V81H217ZM221 82H222V80H221ZM226 82H227V81H226ZM131 83H132V82H131ZM204 83H205V82H204ZM204 83H202V84L204 85ZM208 83H209V81H208ZM208 83H207V84H208ZM224 83H225V82H224ZM227 83H228V82H227ZM0 84H1V83H0ZM12 84H13V82L11 83V85H12ZM53 84H54L53 87H55V83H53ZM53 84H52V85H53ZM150 84H151V83H150ZM162 84H163V83H162ZM164 84H165V83H164ZM180 84H181V83H180ZM199 84H200V83H199ZM207 84H206V86H207ZM216 84H217V83H216ZM216 84H215V85H216ZM13 85H14V84H13ZM17 85H18V84H17ZM52 85L50 84V86H52ZM203 85H199V86H201L202 89H203ZM220 85H221V84H220ZM220 85H219V86H220ZM224 85H225V84H224ZM61 86H62V85H61ZM151 86H152V85H151ZM156 86H154L155 88L152 87V88L154 89V91H157ZM158 86H157V87H158ZM163 86H164V85H163ZM199 86H198V87H199ZM206 86L204 85V87H205L204 90L207 88ZM208 86H209V84H208ZM8 87H9V86H8ZM47 87H48V86H47ZM53 87H52V88H53ZM59 87H60V86H59ZM145 87H146V86H145ZM160 87H161V86H160ZM11 88H12V87H11ZM52 88H51V89H52ZM220 88H221V87H220ZM226 88H227V87H226ZM16 89H17V88H16ZM21 89H23V88H21ZM25 89H26V87H25ZM27 89H29V88H27ZM47 89H48V88H47ZM49 89H50V87H49ZM57 89H58V88H57ZM164 89H165V88H164ZM202 89H201V90H202ZM208 89H209V87H208ZM214 89H215V88H214ZM216 89H217V88H216ZM230 89H232V87H231ZM234 89H235V88H234ZM8 90H9V89H8ZM33 90H34V88H33ZM149 90H151V87L149 88ZM161 90H162V89H161ZM218 90H219V89H218ZM46 91H47V90H46ZM197 91H198V90H197ZM222 91H223V89L221 90V92H222ZM30 92H31V91H30ZM34 92H35V91H34ZM34 92H33V93H34ZM49 92H50V90H49ZM63 92H64V90H63ZM151 92L153 93L152 90H151ZM199 92H200V87H199ZM206 92H207L206 95H205V92H204V95H205V96H207V94H208L209 91L206 90ZM211 92H212V90H211ZM211 92H210V93H211ZM216 92H217V91H216ZM221 92H220V93H221ZM244 92L246 93V91H244ZM16 93H17V91H16ZM27 93H28V92H27ZM58 93H59V92H58ZM154 93H155V92H154ZM158 93H159V92H158ZM186 93H187V92H186ZM201 93H203V92L201 91ZM213 93H215V92L213 91ZM235 93H236V91H235ZM10 94H11V93H10ZM14 94H15V93H14ZM34 94H35V93H34ZM51 94H52V93H51ZM150 94H151V93H150ZM197 94H198V93H196V96H195L194 98H198V99H200V97H197ZM216 94H218V93H216ZM8 95H9V93H8ZM8 95H7V96H8ZM11 95H13V94H11ZM16 95H17V94H16ZM18 95H19V94H18ZM20 95H21V94H20ZM37 95L39 96V93H38ZM37 95H35V96H37ZM52 95H53V94H52ZM148 95H149V94H148ZM157 95H158V94H157ZM186 95H187V94H186ZM198 95H199V94H198ZM200 95L202 96V98H201L199 101H200V102H204V101H203V100H204V97H203L204 95H203V94H200ZM209 95H211V94H209ZM151 96H152V95H151ZM155 96H156V95H155ZM155 96L153 95L152 97H155ZM158 96H159V95H158ZM213 96H215V94H214ZM218 96H220V95H218ZM20 97H21V96H20ZM24 97H25V96H24V94H23V98H24ZM32 97H33V96H32ZM39 97H40V96H39ZM52 97H53V96H52ZM143 97H144V96H143ZM149 97H150V96H149ZM7 98H8V97H7ZM25 98H26V97H25ZM27 98H28V96H27ZM50 98H51V97H50ZM150 98H151V97H150ZM157 98H158L157 100H153V101H154V102L156 101L157 105H160V107H161L163 110H166V112H168V111L170 112V111H174V110H175V112H176V111H179L180 108H182V106H183V104L181 103V101H180V102H179V101H178V102H177V101L174 102L175 99L177 98L176 96L174 97V96H171V95H167V93H166V94H163L161 97H157ZM194 98H193V99H194ZM206 98H207V97H206ZM206 98H205V100L207 101ZM214 98H215V97H214ZM214 98H213V99H214ZM223 98H224V97H223ZM247 98H248V97H247ZM247 98H246V99H247ZM259 98H260V97H259ZM37 99H38V98H37ZM152 99H153V98H151V100H152ZM198 99H197V100H198ZM209 99H210V98H209ZM213 99H212V101L215 100V99H214V100H213ZM251 99H252V98H251ZM261 99H262V98H261ZM4 100H5V97H4ZM7 100H8V99H7ZM24 100H26V99H24ZM24 100H22V101L24 102ZM195 100H196V99H194V101H195ZM218 100H219V99H218ZM244 100H245V99H244ZM244 100H243V101H244ZM247 100H248V99H247ZM5 101H6V100H5ZM50 101H51V99H50ZM52 101H53V99H52ZM134 101H135V100H134ZM153 101L150 102V103L153 104ZM215 101H216V100H215ZM243 101H242V103H245V102H243ZM37 102H38V101H37ZM182 102H183V101H182ZM184 102H185V101H184ZM184 102H183V103H184ZM197 102H198V101H197ZM246 102H247V101H246ZM249 102H250V101H249ZM24 103H25V105H27L26 102H24ZM24 103H23V104H24ZM39 103H40V102H39ZM144 103H145V102H144ZM150 103H149V104H150ZM186 103H187V102H186ZM194 103H195V102H194ZM209 103H210V102H209ZM209 103H208V104H209ZM211 103H212V102H211ZM251 103H252V102H251ZM151 104H150V105H151ZM154 104H155V103H154ZM154 104H153V106H155ZM196 104H197V103H196ZM198 104H199V102H198ZM204 104H205V103H204ZM212 104H213V103H212ZM216 104H217V103H216ZM216 104H214V105H215V108H216V110L219 112L218 109H219L220 106H222V105H219V104H218V108H217V107H216ZM21 105H22V104H21ZM25 105H24V106H25ZM29 105H30V104H29ZM142 105H143V104H142ZM188 105H189V104H188ZM209 105H211V104H209ZM214 105H211L212 108H214V107H213ZM18 106H20V105H18ZM30 106H31V105H30ZM153 106H151V107H153ZM192 106H193V105H192ZM199 106H203V105H199ZM206 106H207V105H206ZM243 106H244V105H243ZM248 106H249V105H248ZM248 106L246 105V107H248ZM255 106H256V105H255ZM49 107H50V106H49ZM53 107H54V106H53ZM133 107H134V106H133ZM156 107H157V106H156ZM160 107H159V108H160ZM207 107H209V106H207ZM244 107H245V106H244ZM7 108H9V106H8ZM13 108H14V107H13ZM21 108H22V107H21ZM25 108H26V107H25ZM30 108H31V107H30ZM39 108H40V107H39ZM43 108H44V107H43ZM45 108H46V107H45ZM51 108H52V106H51ZM195 108H196V106H195ZM198 108L200 109L201 107H198ZM203 108H204V107H203ZM11 109H12V108H11ZM153 109H154V108H153ZM177 109H178V110H177ZM199 109H198V111L200 112ZM208 109H209V108H208ZM5 110H6V109H5ZM12 110H14V109H12ZM16 110H17V109H16ZM20 110H21V109H20ZM20 110H19V111H20ZM23 110H24V109H23ZM23 110H22V111H23ZM34 110H35V109H34ZM45 110H46V109H45ZM51 110H53V109H51ZM155 110H157V109H155ZM195 110H196V109H195ZM204 110H205V109H204ZM209 110H211V108H210ZM216 110H215V112H216ZM3 111H4V110H3ZM14 111H15V110H14ZM24 111H26V110H24ZM27 111H28V109H27ZM29 111H30V110H29ZM39 111H40V110H39ZM184 111L187 112V110H184ZM201 111H202V110H201ZM205 111H207V108H206ZM211 111H212V110H211ZM213 111H214V110H213ZM237 111H238V110H237ZM243 111H245V110H243ZM9 112H10V111H9ZM9 112H6V113H9ZM31 112H33V111L31 110ZM41 112H42V111H41ZM132 112H133V111H132ZM155 112H156V111H155ZM161 112L163 113L162 110H161ZM186 112H185V113H186ZM192 112H193V110H192ZM207 112H208V111H207ZM238 112H240V111H238ZM255 112H256V111H255ZM37 113H38V111L36 112V110H35L34 113H33V115H34V114H37ZM157 113H158V110H157ZM172 113H173V112H172ZM185 113L183 114L184 117L186 116ZM187 113H189V112H187ZM195 113H196V112H195ZM200 113H201V112H200ZM203 113H205V112H203ZM203 113H202V114H203ZM211 113H212V112H211ZM15 114H16V113H15ZM18 114H19V112H18ZM21 114H22V113H21ZM23 114H24V113H23ZM30 114H31V113H30ZM38 114H39V113H38ZM128 114H129V113H128ZM153 114H154V113H153ZM160 114H161V113H160ZM168 114H169V113H168ZM168 114H165V115H168ZM173 114H174V113H173ZM173 114H172V116H174ZM176 114L178 115V112H176ZM189 114H190V113H189ZM215 114H216V113H214V115H215ZM252 114H253V113H252ZM12 115H14V114H12ZM24 115L26 116V114H24ZM24 115H23V116H24ZM156 115H157V114H156ZM165 115H164V113H163L162 116H164V117H162V116L160 115V116H161L160 118H164V119H165ZM177 115H176V117H180L179 115H178V116H177ZM192 115H193V114H192ZM198 115H199V114H198ZM205 115H206V113H205ZM10 116H11V114H10ZM28 116H29V115H28ZM28 116H27V117H28ZM144 116H145V115H144ZM154 116H155V115H154ZM154 116H153V117H154ZM190 116H191V115H190ZM190 116H188V117H190ZM215 116H216V115H215ZM16 117H17V116H16ZM32 117H33V116H32ZM37 117H38V116H37ZM155 117H157V116H155ZM25 118H26V117H25ZM35 118H36V117H35ZM167 118H169V115H168ZM167 118H166V119H167ZM170 118L172 119L171 116H170ZM186 118H187V117H186ZM2 119H3V118H2ZM10 119H11V117H10ZM66 119H67V118H66ZM115 119H116V118H115ZM154 119H155V118H154ZM166 119H165V120H166ZM173 119H174V118H173ZM175 119H177V118H175ZM181 119H182V118H181ZM187 119H189V118H187ZM30 120H31V119H30ZM30 120H27V121H30ZM38 120H39V119H36V120H35V119L33 118V121H32V120H31V121L34 122V124L36 125L37 123H35V122L38 121ZM72 120H73V119H72ZM165 120H163V119H160V120H159V118H158V120H156V121H158V122H156V125H155L154 128H153L152 130H150V131L148 130V128H147L148 131H146V130H144V129H139V128H137L136 130H132V129H131V126H130V127H129L130 129H129V131H128V132H130V135H129V134H127V135H129V137L131 138V139H130V138H129V139H130L131 141H132V139L135 140V137H139V138H140V137H141V138H142V137H146L147 140H146V139H145V140H146L147 142H152V141L149 140V139H153V141L158 140L159 137L157 138V136H158V133H159V132H158V131H159V128H160V127L163 128V125H162V124H163V121L165 122ZM178 120H179V119H178ZM189 120H190V119H189ZM1 121H2V120H1ZM3 121H4V120H3ZM3 121H2V122H3ZM18 121H19V120H18ZM22 121H23V120H22ZM31 121H30V122H31ZM102 121H103V120H102ZM167 121H168V120H167ZM186 121H187V120H186ZM2 122H0V123H2ZM6 122H7V121H6ZM8 122H9V121H8ZM13 122H14V120H13ZM32 122H31V123H32ZM38 122H39V121H38ZM136 122H137V121H136ZM168 122H169V121H168ZM18 123H19V122H18ZM23 123H24V122H23ZM39 123H40V122H39ZM188 123H189V122H188ZM190 123H191V122H190ZM29 124H30V123H29ZM69 124H70V123H69ZM186 124H187V123H186ZM12 125H14V124H12ZM12 125H11V126H12ZM15 125H16V124H15ZM17 125H18V124H17ZM104 125H105V124H104ZM135 125L139 126L137 123H136ZM190 125H191V124H190ZM4 126H6V125H4ZM29 126H30V125H29ZM49 126H50V125H49ZM109 126H110V125H109ZM116 126H117V125H116ZM17 127H18V126H17ZM24 127H26V126H24ZM34 127H35V126H33V128H34ZM114 127H115V126H114ZM141 127H143V126H140V128H141ZM144 127H145V126H144ZM31 128H32V125H31ZM37 128H40V127L37 126ZM70 128H71V127H70ZM162 128H160V129H162ZM5 129H6V128H5ZM7 129H9V127H8ZM7 129H6V130H7ZM12 129H13V126H12ZM12 129H11V131H12ZM23 129H25V128H23ZM26 129H27V128H26ZM34 129H36V128H34ZM109 129H110V128H109ZM145 129H146V127H145ZM150 129H151V128H150ZM0 130H1V129H0ZM2 130L4 131V128H3ZM6 130H5V132H6ZM17 130H18V129H17ZM40 130H44V129L42 128V129H40ZM65 130H66V129H65ZM110 130H111V129H110ZM110 130H109V131H110ZM21 131H23V130H21ZM28 131H29V130H28ZM32 131H33V130H32ZM36 131H37V130H36ZM36 131L34 130L35 133H37ZM71 131H72V130H71ZM188 131H190V130H188ZM24 132H25V131H24ZM24 132H23V134H24ZM34 132H33V133H34ZM38 132H39V130H38ZM52 132H53V131H52ZM74 132H75V131H74ZM185 132H186V131H185ZM2 133H3V132H2ZM14 133H15V135L13 134V137H12V138L10 137V136H12V133H11V135L9 134L10 136H8V138H7L6 136H5L6 138L3 137V138H4V141H3V143L1 142V145H0V149H2L1 151L3 152V155H7L8 148H9V147L14 148V145H17V146H16V150H17V147L19 146V143H18V142L16 143V142H15L16 140H14V138L16 137L17 134H20L19 136H22V135H21L22 133L15 132V130H14ZM30 133H32V132H30ZM33 133H32V134H33ZM35 133H34V134H35ZM41 133H42V131H41ZM103 133H104V132H103ZM186 133H187V132H186ZM6 134H7V133H6ZM42 134H43V133H42ZM42 134H41V136H44V137L46 136V135H42ZM73 134H74V133H73ZM23 136H25V135H23ZM31 136H32V135H31ZM31 136H29V137H31ZM35 136H36V135H35ZM41 136H40V137H41ZM71 136H72V135H71ZM261 136H262V134H261ZM27 137H28V136H27ZM27 137H26V138H27ZM40 137H39V140H40ZM99 137H100V136H99ZM127 137H128V136H127ZM21 138H22V137H21ZM32 138H33V137H32ZM64 138H65V137H64L63 135H61V134H56V138L52 139V142H51V141H47V142H46V139H45V141L41 139L42 141H38V143H35V144L37 145V144H39V142H40V145H38L37 147H36V145H34L36 148H33V149H31V147H33V146L30 147V145H31V143H33L32 141H33L34 138H33L32 140L29 139V140L31 141V143L29 142L30 145H28V146L30 147V151H31V150H32V151L28 154V151L25 150V152L27 151L26 153H27L28 155L24 158V160H23V158H22V160H23L22 162H19V161H21V160H17L19 163H22L23 165L20 164V165L18 166L19 168H18V169L16 168L17 171H15V172L17 173V174H16L17 176H21V179H20V180H22L23 183L25 182L24 185H25L27 182H29V179H28V177H27V176H28V175H27L28 170H29L31 167H33L37 162L43 161L44 159H47V158H48V159H52V158L55 159V158H57L58 156H60L61 159H66L67 161H68V160L73 161L72 163H73V164L75 163V164H76L75 166H77V167H87V168H91V167L93 168V167H94V168H96V167H95V166H97V162H96V161L92 162V164H90V163H86V162H85L86 159L84 158V151H85V149H84L85 145H84V144H86L87 147H89L90 149H92V150L95 152L96 155H102L103 153H104V154L107 153V152H105V148H106V147H105V148L103 147V149L100 147V146H101V143L98 141V139H97V140L94 139V140H92V141H90V142H87V143H82V142L70 143L66 138H65V139H64ZM139 138H138V140L140 141ZM183 138H184V137H183ZM183 138H182V137L179 138V143L182 141ZM18 139L20 140L19 137H18ZM35 139H36V138H35ZM255 139H256V138H255ZM255 139H254V140H255ZM26 140H27V139H26ZM37 140H38V138H37ZM53 140H54V141H53ZM99 140H100V139H99ZM110 140H111V139H110ZM136 140H137V138H136ZM148 140H149V141H148ZM258 140H259V139H258ZM27 141H28V140H27ZM97 141H98V142H97ZM105 141H106V140H105ZM126 141H127V139H126ZM126 141H125V142H126ZM128 141H129V140H128ZM128 141H127V142H128ZM34 142H35V141H34ZM117 142H118V141H117ZM129 142H130V141H129ZM129 142H128V146H129ZM132 142H133V141H132ZM132 142H130V143H132ZM135 142H136V141H134L132 144H135V146L139 144V142H137L138 144H136ZM141 142H142V141H141ZM15 143H16V144H15ZM20 143H22V142H20ZM25 143H26V142H25ZM25 143L23 142V144H25ZM99 143H100V144H99ZM102 143H103V142H102ZM107 143H108V142H107ZM107 143H106V144H107ZM110 143H111V142H110ZM142 143H144V142H142ZM153 143H154V142H153ZM155 143H156V141H155ZM182 143H183V141H182ZM182 143H181V145H183ZM27 144H28V143H27ZM33 144H34V143H33ZM126 144H127V143H126ZM126 144L124 143V145H126ZM110 145H111V144H110ZM146 145H147V144H146ZM148 145H149V144H148ZM151 145H152V144H151ZM24 146H25V145H24ZM24 146H23V148H24ZM104 146H105V145H104ZM126 146H127V145H126ZM130 146H131V145H130ZM132 146H133V145H132ZM140 146H141V143H140ZM144 146H145V145H144ZM177 146H179V145H177ZM21 147H22V146H21ZM21 147H20V148H21ZM133 147H134V146H133ZM133 147H132V148H133ZM152 147H155V146H152ZM152 147H151V148H152ZM157 147H158V146H157ZM261 147H262V146H261ZM20 148H19L18 150L21 151ZM23 148H22V149H23ZM25 148H26V147H25ZM25 148H24V149H25ZM100 148H101V149H100ZM130 148H131V147H130ZM132 148H131V150L133 151ZM143 148H146V147H143ZM143 148H142V149H143ZM147 148H150V146L147 147ZM180 148H181V147H180ZM180 148H177V149L179 150ZM243 148H244V147H243ZM246 148H247V147H246ZM27 149H28V147H27ZM124 149H125V148H124ZM138 149H139V147H138L137 149H136V147H135V150H136V151H138ZM140 149H141V148H140ZM168 149H169V147L167 148V150H168ZM11 150H12V149H11ZM135 150H134V153L136 152ZM144 150H145V149H144ZM155 150H157V149H155ZM167 150H166V151H167ZM178 150H176V151H178ZM182 150H183V149H182ZM243 150H245V149H243ZM126 151H127V150H126ZM150 151H151V150H150ZM173 151H174V150H173ZM179 151H180V150H179ZM248 151H249V150H248ZM23 152H24V151H23ZM122 152H123V151H122ZM129 152H130V151H129ZM142 152H143V150H142ZM142 152H141V153H142ZM154 152H155V151H152V154H154ZM157 152H158V151H157ZM184 152H186V151H184ZM188 152H189V151H188ZM20 153H22V152H20ZM132 153H133V152H132ZM146 153H147V152H146ZM164 153H165V151H164ZM210 153H211V152H210ZM1 154H2V153H1ZM107 154H108V153H107ZM115 154H116V153H115ZM126 154H127V153H126ZM155 154H156V153H155ZM175 154H177V153H175ZM179 154H180V153H179ZM182 154H183V152H182ZM202 154H203V153H202ZM21 155H23V154H21ZM116 155H117V154H116ZM130 155H131V154H130ZM130 155H129V153H128V157H127L128 159H126L125 168H128V169H129V168H132V169H133V168H136V169H137V165H138V164L141 165L140 163H141L142 160H140L141 158H140V156H139V154H138L137 152L135 153L134 156L129 157ZM132 155H133V154H132ZM163 155H164V154H163ZM165 155H167V152L165 153ZM169 155H170V154H169ZM183 155H184V154H183ZM15 156H16V155H15ZM18 156H19V155H18ZM147 156H148V158L150 157V158L153 159V157H151L150 155H147ZM152 156H155V155H152ZM156 156H157V155H156ZM174 156H175V155H174ZM0 157H1V155H0ZM2 157H3V156H2ZM5 157H6V156H5ZM13 157H14V156H13ZM22 157H23V156H22ZM141 157H142V156H141ZM143 157H144V155H143ZM170 157H173V156H170ZM183 157H184V156H183ZM3 158H4V157H3ZM3 158H2V159H3ZM17 158L19 159V157H17ZM125 158H126V157H125ZM129 158L131 159L130 162H128V161H129ZM154 158H155V157H154ZM164 158H165V157H164ZM175 158H176V156H175ZM175 158H174V160H175ZM248 158H249V157H248ZM9 159H10V158H9ZM145 159H146V160H150V159H147V158H145ZM159 159H161V157H160ZM169 159H170V158H169ZM176 159H177V158H176ZM179 159H180V158H179ZM179 159H178V160H179ZM3 160H4V159H3ZM115 160H116V159H115ZM146 160H145V163L142 162V163H144V165L147 163ZM157 160H158V158H157ZM163 160H164V159H163ZM172 160H173V159H172ZM172 160H171V161H172ZM180 160H181V159H180ZM1 161H2V160H1ZM6 161H7V160H6ZM12 161H13V159H12ZM14 161H15V160H14ZM14 161H13V162H14ZM17 161H16V162H17ZM60 161H61V160H60ZM74 161H75V162H74ZM143 161H144V160H143ZM160 161H161V160H160ZM165 161H166V160H165ZM176 161H177V160H176ZM16 162H15V163H16ZM152 162H153V161H152ZM154 162H155V161H154ZM157 162H158V161H157ZM173 162H174V161H173ZM19 163H18V164H19ZM0 164H1V163H0ZM2 165H3V163H2ZM12 165H13V164H12ZM142 165H143V164H142ZM154 165L157 166V164H154ZM152 166H153V165H152ZM173 166H174V165H173ZM0 167H2V166H0ZM4 167H5V166H4ZM4 167H3V168H4ZM12 167H13V166H12ZM149 167H150V166H149ZM151 168H152V167H151ZM5 169H6V167H5ZM13 169H15V168H13ZM16 169H15V170H16ZM84 169H85V168H84ZM158 169H159V167H158ZM158 169H156V170H158ZM1 170H2V169H1ZM129 170H131V169H129ZM133 170H134V169H133ZM156 170H155V171H156ZM160 170H161V169H160ZM4 171H5V170H4ZM4 171H3V172H4ZM150 171H152V169H151ZM155 171H153V172H155ZM158 171H159V170H158ZM11 172H12V170H11ZM148 172H149V171H148ZM8 173H9V172H8ZM37 173H38V172H37ZM155 173H157V172H155ZM12 174H14V173L12 172ZM148 174H149V173H148ZM4 175H5V174H4ZM129 175H133V176H130V177H129L130 179H129L128 181L125 180V181L121 184V185H122V188H124V189L126 190V191H125L126 194H128L129 188L132 187V184H134V182H133V183H130V182H131V181H136V179H138V178H137V177H138V176H137L138 174L135 173V172H134V173H131V174H129ZM150 175H151V173L149 174V176H150ZM152 175H153V174H152ZM8 176H9V175H8ZM17 176H16V177H17ZM22 176H23V177H22ZM24 176H25V177H24ZM158 176H159V175H158ZM14 177H15V176H13V178H14ZM22 178H23V179H22ZM140 178H141V177H140ZM147 178H148V177H147ZM152 178H153V177H152ZM152 178H150V179H152ZM4 179H5V177H4ZM6 179H7V178H6ZM6 179H5V180H6ZM14 179H15V178H14ZM17 180L19 181V179L16 178L15 181H17ZM138 180H140V179H138ZM156 180H157V179H156ZM10 181H11V180H10ZM0 182H1V181H0ZM11 182H12V181H11ZM11 182H10V183H11ZM19 182H21V181H19ZM70 182H71V181H70ZM136 182H137V181H136ZM4 183H5V182H4ZM7 183H8V182H7ZM29 183H30V182H29ZM29 183H28V184H29ZM39 183H40V181H39V182L37 181V185H38ZM42 183H43V182H42ZM53 183H54V182H53ZM53 183H51L52 186H51V185H49V186L53 187ZM40 184H41V183H40ZM47 184H48V183H47ZM49 184H50V183H49ZM2 185H3V184H2ZM21 185H22V184L19 183V186H21ZM29 185H30V184H29ZM31 185L33 186V184H31ZM34 185H36V184H34ZM25 186H26V185H25ZM41 186H42V185H41ZM41 186H40V187H41ZM69 186H73L72 191H67V193H66V192H65V193L68 194V193L71 192V195H68V196H70V197L72 196V197H71V200H73V201L71 202V204L74 205L73 202H76V201H77V203H78V200H81V201L84 200V201H85V198H86L87 196H85V193H86V192H85V190H83V186H82V185H74L73 182H71ZM254 186H256V185H254ZM17 187H18V186H17ZM17 187H16V188H17ZM33 187H34V186H33ZM33 187H30V188H33ZM36 187H37V186H36ZM40 187H39V188H40ZM46 187H47V185H46ZM46 187H45V188H46ZM51 187H50V188H51ZM54 187H55V186H54ZM54 187H53V188H54ZM67 187H68V185H67ZM18 188H20V187H18ZM25 188H26V187H25ZM27 188H28V187H27ZM30 188H29V190H31ZM59 188H60V187H59ZM70 188H71V187H70ZM255 188H257V186H256ZM34 189H35V188H33L32 190H34ZM36 189H37V188H36ZM46 189H47V188H46ZM56 189H57V188H55V190H56ZM67 189H68V188H67ZM37 190H39V189H37ZM37 190H36V192H37ZM40 190H41V189H40ZM53 190H54V189H53ZM53 190H52V191H53ZM55 190H54V194H57V193L55 192ZM68 190H69V189H68ZM70 190H71V189H70ZM255 190H256V189H255ZM5 191H6V190H5ZM17 191H18V190H17ZM22 191H23V195H24V191L27 192L28 190H25V189L23 190V188H22ZM41 191H42V190H41ZM52 191H51V192H52ZM56 191H58V194L60 193V192H59L60 189H57ZM62 191H63V190H62ZM257 191H258V190H257ZM8 192H9V191H8ZM28 192H29V191H28ZM32 192H34V191H32ZM36 192H35V193H36ZM51 192H49V194H50ZM72 192H73V193H72ZM30 193H31V192H30ZM39 193H40V192H39ZM39 193H38V194H39ZM41 193H42V192H41ZM46 193H47V192H46ZM0 194H2V193L0 192ZM19 194H21V193H19ZM72 194H73V195H72ZM254 194H255V193H254ZM256 194H257V193H256ZM34 195L36 196L37 194H34V193H33V196H34ZM39 195H40V194H39ZM50 195H51V194H50ZM263 195H264V194H263ZM4 196H6V195H4ZM12 196H13V195H12ZM15 196H16V195H15ZM18 196H19V195H18ZM27 196H28V195H27ZM29 196H31V194H30ZM37 196H38V195H37ZM52 196H53V195H52ZM65 196H66V195H65ZM68 196H67V197H68ZM257 196H259V195H257ZM257 196H255V197H257ZM1 197H2V196H1ZM7 197H8V196H7ZM40 197H41V195H40ZM253 197H254V196H253ZM5 198H6V197H5ZM5 198H4V199H5ZM45 198H46V197H45ZM263 198H264V197H263ZM0 199H1V198H0ZM29 199H31V197H30ZM29 199H28V200H29ZM48 199H51V198H48ZM21 200H22V199H21ZM34 200H36V197H35ZM37 200H39V199H37ZM86 200H87V199H86ZM115 200H116V199H115ZM115 200H112V202H115ZM0 201H1V200H0ZM30 201H31V200H30ZM32 201H33V200H32ZM9 202H10V200H9ZM9 202H8V203H9ZM14 202H15V201H14ZM16 202H17V201H16ZM21 202H22V201H21ZM51 202H53V201H51ZM86 202H87L88 207H89V206H92V205L90 204L91 202L88 203V200H87ZM260 202H261V201H260ZM1 203H3V202H1ZM4 203H5V202H4ZM4 203H3V204H4ZM36 203H39V202H35V204H36ZM41 203H42V202H41ZM48 203H49V200H48ZM80 203H81V202H80ZM82 203H85V202L82 201ZM82 203H81V204H82ZM17 204H18V203H17ZM23 204H24V203H23ZM23 204H22V205H23ZM44 204H45V203H44ZM53 204H54V203H53ZM53 204H52V205H53ZM261 204H262V203H261ZM9 205H10V204H9ZM15 205H16V204H15ZM42 205H43V204H42ZM48 205H49V204H48ZM50 205H51V203H50ZM52 205H51V206H52ZM57 205H58V204H57ZM66 205H67V204H66ZM76 205H77V204H76ZM76 205H74V206H76ZM262 205H263V204H262ZM0 206H1V205H0ZM5 206H6V205H5ZM5 206H4V207H5ZM12 206H13V205H12ZM35 206H37V204H36ZM43 206H44V208H45V205H43ZM46 206H47V205H46ZM69 206H70V205H69ZM79 206H81V205L79 204ZM84 206H85V205H84ZM10 207H11V206H10ZM18 207H19V206H18ZM41 207H42V206H41ZM47 207H48V206H47ZM47 207H46V209H47ZM52 207H53V206H52ZM52 207H50V208L52 209ZM67 207H68V206H67ZM71 207H72V206H71ZM11 208H12V207H11ZM11 208H10V209H11ZM16 208H17V207H16ZM20 208H21V207H20ZM44 208H43V209H44ZM50 208H49V209H50ZM78 208H79V207H78ZM83 208L85 209V207H83ZM86 208H87V206H86ZM1 209H2V207H1ZM5 209H6V208H5ZM5 209L3 208L4 211H5ZM7 209H8V208H7ZM21 209H22V208H21ZM21 209H20V212H22ZM25 209H26V208H25ZM27 209H28V208H27ZM51 209H50V211H51ZM71 209H72V208H71ZM73 209H74V208H73ZM79 209H80V208H79ZM81 209H82V208H81ZM262 209H263V206H262ZM18 210H19V209H18ZM18 210H17V212H18ZM38 210H40V207H39ZM75 210H76V209H75ZM91 210H92V209H88V208L86 209L87 212H90ZM4 211H1V212L3 213ZM8 211H10V210H8ZM40 211H41V210H40ZM42 211H43V210H42ZM47 211H48V210H47ZM66 211H67V210H66ZM112 211L114 212V210H112ZM10 212H11V211H10ZM24 212H27V210L24 211ZM24 212H22V214H23ZM36 212H37V211H36ZM113 212H112V213H113ZM40 213H41V212H40ZM70 213H71V212H70ZM11 214H12V213H11ZM18 214L21 215L19 212H18ZM28 214H29V213H28ZM38 214H39V212H38ZM38 214H37V215H38ZM46 214L48 215V218L51 217V216L49 215L50 213H45V215H46ZM8 215H9V214H8ZM13 215H14V213H13ZM42 215H43V212H42ZM62 215H63V214H62ZM21 216H22V215H21ZM21 216H20V217H21ZM63 216H64V215H63ZM6 217H8V216H6ZM9 217H10V216H9ZM9 217H8V218H9ZM17 217H18V216H17ZM38 217H39V216H38ZM45 217L47 218V216H43V218H45ZM15 218H16V216H15ZM18 218H19V217H18ZM25 218H26V217H25ZM31 218H32V217H31ZM41 218H42V216H41ZM62 218H63V217H62ZM255 218H256V217H255ZM260 218H261V217H260ZM1 219H2V217H1ZM4 219H5V218H4ZM10 219H11V218H10ZM16 219H17V218H16ZM21 219H22V218H21ZM27 219H28V218H27ZM27 219H25V220L27 221ZM34 219H36V218H34ZM67 219H68V218H67ZM2 220H3V219H2ZM12 220H14V219H12ZM36 220H37V219H36ZM45 220H46V219H45ZM50 220H51V219H49V221H50ZM76 220H77V219H76ZM76 220H75V221H76ZM252 220H253V219H252ZM255 220H256V219H255ZM5 221H6V220H5ZM32 221H33V220H32ZM46 221H47V220H46ZM49 221H48V223L50 224L51 221H50V222H49ZM250 221H251V220H250ZM260 221H261V220H260ZM0 222L3 223V221H0ZM28 222H29V221H27V223H28ZM40 222H41V219H40ZM40 222H39V223H40ZM43 222L46 223L45 221H43ZM76 222H77V221H76ZM76 222H75V223H76ZM256 222H257V221H256ZM5 223H6V222H5ZM5 223H3V224H5ZM12 223H13V222H12ZM21 223H22V222H21ZM37 223H38V222H37ZM44 223H43V224H44ZM17 224H19V222H18ZM40 224H42V223H40ZM64 224H65V223H64ZM67 224H68V223H67ZM255 224H256V223H255ZM257 224L259 225V223H257ZM260 224H261V223H260ZM0 225H2V224H0ZM26 225H27V224H26ZM31 225H33V224H31ZM38 225H39V224H38ZM46 225H47L48 229H50L49 227L52 226V225H48V224H46ZM69 225H70V224H69ZM73 225H74V224H73ZM3 226H4V225H3ZM10 226H11V225H10ZM10 226H8V227H10ZM19 226H20V228L22 229V226H21V225H19ZM41 226H42V225H41ZM44 226H45V225H44ZM44 226H43V227H44ZM86 226H87V223H83L82 226H81L82 228L79 230L78 233H81V232L83 233L86 229H87L88 231H90V230L88 229V227H86ZM256 226H257V225H256ZM261 226H262V225H261ZM1 227H2V226H1ZM5 227H6V226H5ZM16 227H17V226H16ZM23 227H24V226H23ZM26 227H27V226H26ZM29 227H30V226H29ZM39 227H40V226H38V228H39ZM43 227H42V228H43ZM53 227H54V226H53ZM262 227H263V226H262ZM11 228H12V227H11ZM17 228H18V227H17ZM17 228H16L15 231H17ZM31 228H32V227H31ZM42 228H41V229H42ZM66 228H67V226H66ZM66 228H65V229H66ZM68 228H69V226H68ZM68 228H67V229H68ZM89 228H90V227H89ZM91 228H93V226H92ZM258 228H261L260 225H259ZM263 228H264V227H263ZM6 229H7V228H6ZM29 229H30V228H29ZM29 229H28V230H29ZM59 229H60V228H59ZM93 229H94V228H93ZM254 229H255V228H254ZM4 230H5V229H4ZM8 230H9V228H8ZM8 230H7V231H8ZM18 230H19V229H18ZM24 230H26V229H24ZM43 230H45V229H43ZM50 230H51V229H50ZM50 230H49V231H50ZM55 230H57V229H55ZM256 230H257V227H256ZM259 230H261V229H259ZM9 231H10V230H9ZM30 231H31V230H30ZM40 231H41V230H40ZM57 231H58V230H57ZM69 231H70V229H69ZM71 231H72V227H71ZM91 231L93 232V230H91ZM21 232H22V230H21ZM21 232H20V233H21ZM27 232H28V231H27ZM38 232H39V231H38ZM41 232H42V231H41ZM53 232H54V230H53ZM53 232H52V234H54ZM33 233H34V231H33ZM46 233H47V231H46ZM46 233H45V234H46ZM50 233H51V232H49V234H50ZM66 233H67V232H66ZM78 233H73V234H75V236H78ZM84 233H85V232H84ZM14 234H15V233H14ZM52 234H51V235H52ZM64 234H65V233H64ZM71 234H72V233H71ZM71 234L69 233L70 238L68 237L69 239H67V240H70V239L72 238L71 236H73V234H72V235H71ZM86 234H87V233H85V235H86ZM6 235H7V233H6ZM46 235H48V234H46ZM57 235H58V234H57ZM28 237H29V236H28ZM12 238H13V237H12ZM42 238H43V237H42ZM44 238H45V236H44ZM44 238H43V239H44ZM46 238H48V237H46ZM51 238H52V237H51ZM51 238H50V239H51ZM63 238H64V236H63ZM13 239H14V238H13ZM30 239H32V238H30ZM50 239H48V241H49ZM72 239H73V238H72ZM19 240H20V239H19ZM46 240H47V239H46ZM58 240H59V238H58ZM65 240H66V239H65ZM79 240H80V238H79ZM41 241H42V240H41ZM41 241H40V243H41ZM71 241H72V240H71ZM77 241H78V239H77ZM46 242H47V241H46ZM63 242H64V241H63ZM81 242H82V240H81ZM257 242H258V241H257ZM257 242H256V243H257ZM6 243H8V242H6ZM6 243H5V245H6ZM0 244H1V242H0ZM43 244H44V241H43ZM47 244H48V243H47ZM75 244H76V240L72 241V245H74V248L76 247ZM250 244H251V243H250ZM250 244H248V245H250ZM5 245L3 244V246H5ZM41 245H42V244H41ZM59 245H60V244H59ZM61 245H62V244H61ZM254 245H257V244L254 243L253 246H254ZM0 246H1V245H0ZM18 246H19V245H18ZM45 246H46V245H45ZM8 247H9V246H8ZM37 247H39V246H37ZM40 248H41V247H40ZM42 248H43V247H42ZM42 248H41V249H42ZM250 248H251V247H250ZM252 248H253V247H252ZM3 249H4V248L2 247V250H3ZM44 249H46V248L44 247ZM247 249H248V248H247ZM63 250H64V249H63ZM65 250H66V249H65ZM68 250H69V249H68ZM42 251H43V250H42ZM44 251H46V250H44ZM44 251H43V253H45ZM58 251H59V250H58ZM66 251H67V250H66ZM70 251H71V250H70ZM244 251H246V250H244ZM60 252H63V251H60ZM71 252H72V251H71ZM34 253H35V251H34ZM63 253H64V252H63ZM63 253H62V254H63ZM32 254H33V253H32ZM46 254H48V253H46ZM254 254H256V253L254 252ZM60 255H61V254H60ZM65 255H66V254H65ZM2 256H3V255H2ZM39 256H40V255H39ZM46 256H47V255H46ZM46 256H45V257H46ZM68 256H69V254H68ZM68 256H67V257H68ZM70 256H71V255H70ZM42 257H43V256H42ZM61 257H64V255L61 256ZM61 257H60V259H61ZM67 257H66V258H67ZM252 257H253V256H252ZM256 257L258 258V256H256ZM0 258H1V257H0ZM46 258H48V256H47ZM64 258H65V257H64ZM257 258H256V259H257ZM259 258H260V257H259ZM44 259H45V258H44ZM70 259H71V258H70ZM2 260H3V259H2ZM66 260H67V259H66ZM66 260H65V262H67ZM259 260H261V258H260ZM7 262H8V261H7ZM7 262H6V263H7ZM58 262H59V261H58ZM260 262H261V261H260ZM3 263H4V262H3ZM1 264H2V262H1Z\"/></svg>","mask_w":264,"mask_h":264}]
</instances>
